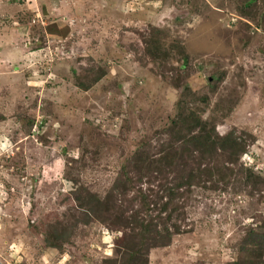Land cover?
<instances>
[{
  "label": "rangeland",
  "instance_id": "1",
  "mask_svg": "<svg viewBox=\"0 0 264 264\" xmlns=\"http://www.w3.org/2000/svg\"><path fill=\"white\" fill-rule=\"evenodd\" d=\"M0 264H264V0H0Z\"/></svg>",
  "mask_w": 264,
  "mask_h": 264
},
{
  "label": "trees",
  "instance_id": "2",
  "mask_svg": "<svg viewBox=\"0 0 264 264\" xmlns=\"http://www.w3.org/2000/svg\"><path fill=\"white\" fill-rule=\"evenodd\" d=\"M150 45L147 48V52L149 53L152 59H162L163 62H167L166 59H170L171 61H177L179 67L182 69L186 67L189 63L188 56L183 55V52L180 51L179 44L172 45L171 43H167L161 41L159 37H153L150 39ZM174 66V65H173ZM173 72V71H172ZM210 78L216 79L217 75L215 73H210ZM208 80V79H206ZM180 96L176 101L173 112L168 115V122L165 130L171 132V144L166 146L162 151L166 152L161 155L164 160H172L174 150L173 146L177 140L183 139L187 142H192V144H199L203 146V150L208 153H213L216 150V147H222L223 149H227V147H231L233 143H235L231 138L227 136H219L216 131V117L210 118L209 120H204L203 113H198L193 107L192 109L187 105L193 104L198 101L197 93L194 90V87L191 82L183 81V85L180 88ZM200 100L202 102L208 103L209 98L206 96H200ZM203 108H200V111L203 112ZM41 120L39 123H42ZM187 128L189 134H178V132L183 128ZM197 129L198 133L192 132V130ZM164 130V129H163ZM164 130V131H165ZM192 132V133H191ZM230 141L229 146L226 144V141ZM244 148L241 149V152ZM170 152V153H169ZM167 164V163H166ZM189 175V178H191Z\"/></svg>",
  "mask_w": 264,
  "mask_h": 264
}]
</instances>
